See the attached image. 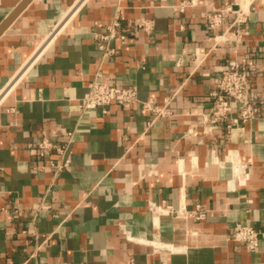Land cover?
I'll return each instance as SVG.
<instances>
[{"label": "crops", "instance_id": "0c3cea01", "mask_svg": "<svg viewBox=\"0 0 264 264\" xmlns=\"http://www.w3.org/2000/svg\"><path fill=\"white\" fill-rule=\"evenodd\" d=\"M24 1L0 0V27ZM187 1L28 0L0 32V264H264V234L253 251L231 239L264 233V104L230 132L208 116L228 61L253 57L264 93V0ZM115 15L126 41L105 57ZM98 76L138 102L83 110ZM42 138L68 144V168Z\"/></svg>", "mask_w": 264, "mask_h": 264}, {"label": "built area", "instance_id": "2783aa9c", "mask_svg": "<svg viewBox=\"0 0 264 264\" xmlns=\"http://www.w3.org/2000/svg\"><path fill=\"white\" fill-rule=\"evenodd\" d=\"M199 0H188L182 3L180 9L184 11L189 6H195ZM231 11V8L224 6L216 10L208 21V29L217 30L224 22L225 16ZM245 12L239 7L236 18L231 28H235L236 33H240L241 25L244 23ZM119 16L115 15L111 23L107 26V33L99 36V48L103 56H112L115 54L114 48L110 42L119 39L125 43L126 35L119 34L120 29ZM139 28L150 32L153 24L148 20H142L138 25ZM233 28V29H234ZM245 61L231 60L216 73L214 87L209 93L213 98L212 105L209 109L208 116L214 122L225 121L228 132L240 123H247L257 118L260 107L264 104V93H259L250 89V76L258 71L256 66L250 65V60ZM138 102V91L135 87H118L108 84L100 79V76L88 84V91L81 101L80 107L83 110L105 109L113 103L118 105H130ZM234 104H238V114L235 116ZM144 107L155 112H160L155 106L153 100L143 103ZM69 143L72 139L69 134ZM35 147L40 156H45L49 152H55L61 158L59 162L50 161V166L55 174L60 173L70 165V160L66 157L68 144H58L50 141L48 138L40 139ZM170 209V207H167ZM39 209V208H36ZM6 208L0 207V213ZM15 213L20 212V208H15ZM197 219L203 218L204 214L197 208L195 213ZM264 233L249 225H237L231 234L232 241L241 244L248 251H253L258 247L259 240Z\"/></svg>", "mask_w": 264, "mask_h": 264}, {"label": "water", "instance_id": "95a60500", "mask_svg": "<svg viewBox=\"0 0 264 264\" xmlns=\"http://www.w3.org/2000/svg\"><path fill=\"white\" fill-rule=\"evenodd\" d=\"M28 0H25L14 12L11 14V16L4 22V24L0 27V32L9 24V22L20 12V10L25 6L26 2Z\"/></svg>", "mask_w": 264, "mask_h": 264}]
</instances>
